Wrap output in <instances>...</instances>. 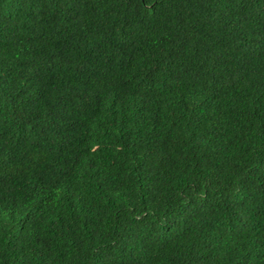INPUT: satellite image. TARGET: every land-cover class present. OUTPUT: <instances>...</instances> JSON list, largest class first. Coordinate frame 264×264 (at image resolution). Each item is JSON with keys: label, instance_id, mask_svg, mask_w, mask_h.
Wrapping results in <instances>:
<instances>
[{"label": "trees", "instance_id": "1", "mask_svg": "<svg viewBox=\"0 0 264 264\" xmlns=\"http://www.w3.org/2000/svg\"><path fill=\"white\" fill-rule=\"evenodd\" d=\"M0 264H264V0H0Z\"/></svg>", "mask_w": 264, "mask_h": 264}]
</instances>
